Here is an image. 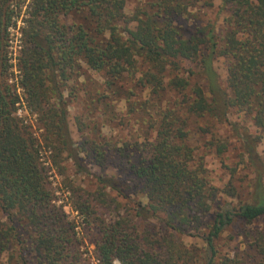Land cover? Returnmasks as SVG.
Segmentation results:
<instances>
[{
  "label": "trees",
  "instance_id": "obj_1",
  "mask_svg": "<svg viewBox=\"0 0 264 264\" xmlns=\"http://www.w3.org/2000/svg\"><path fill=\"white\" fill-rule=\"evenodd\" d=\"M201 1L213 6L146 0L127 13V0H0V255L6 254L0 264L77 262L76 224L57 204L47 169L63 175L69 158L76 172L88 174L89 165L106 166L109 152L121 173L96 176L102 191L69 186L71 208L95 229L98 264H264V230L255 225L264 217V156L257 150L264 132V0H220L218 13L226 14L219 30L210 19L190 30L179 24L180 17L197 16L193 8ZM77 12L81 21H65ZM11 28L20 40L14 87L7 78ZM220 58L225 85L215 67ZM80 61L104 73L111 93L124 77L146 90L131 102L147 117L145 135L111 146L88 133L75 145L64 91L73 93L68 82ZM16 103L27 115L15 113ZM233 109L257 130H242L240 155L251 177L243 184L231 172L217 187L188 143V127L200 118L199 132L210 134L208 121L227 122ZM28 114L35 115L37 133ZM208 144L217 155L227 150L213 137ZM124 185L144 202L132 200L131 213L105 216L106 209L118 210L104 189ZM151 219L177 235L194 230L203 246L155 232ZM237 225L241 244L222 251L223 234Z\"/></svg>",
  "mask_w": 264,
  "mask_h": 264
},
{
  "label": "rangeland",
  "instance_id": "obj_2",
  "mask_svg": "<svg viewBox=\"0 0 264 264\" xmlns=\"http://www.w3.org/2000/svg\"><path fill=\"white\" fill-rule=\"evenodd\" d=\"M146 0H127L125 11L131 12L132 9ZM213 6L207 7L203 1L197 3L193 8V12L197 14L196 17L188 15L179 18V24H184L188 30L192 29L195 24H204L208 19L215 21L217 30L223 26V17L225 12L218 13L220 9V0H211ZM21 11L20 17L23 15ZM83 14L77 12L75 14H69L65 17V21L72 23L74 21H81ZM19 17V18H20ZM21 24V19H18L17 26ZM18 28H11L8 34V57L12 66L9 67L8 82L14 84L17 79L18 70L16 68L17 54L20 48L19 32ZM183 67H189L188 62L182 63ZM215 67L220 75V81L222 85H225L226 69L225 62L222 58L215 62ZM104 73L97 72L88 68L82 61L79 62V66L72 71L70 82V90H73L72 94L68 93V89L64 91V95L67 99V112H68V126L71 133V137L75 145H79L86 134L90 133L94 136L105 137L109 140L111 146L121 145L123 141H129L131 139H140L145 135L146 124L143 118L147 117L140 111L137 105L131 104L134 100H142L146 97V90H141L134 85V82L129 77H124L117 81L115 93H111V90L107 89L106 77ZM16 92L21 94V88H16ZM104 96V97H102ZM15 113L18 116H25L27 112L20 103H16ZM80 123H78V120ZM29 122L32 126L30 129L38 132V124L35 120V115L28 114ZM77 120V123H76ZM211 125V133L201 134L198 130V126H202L205 120L195 118L189 125V139L188 143L192 147L196 158L201 157L205 168L207 169L208 176L211 182L217 187H222L231 176V172L235 173L240 182L246 181L251 174H249L248 167H246L247 157L245 160L241 159L242 152V130L249 128L253 133L257 130L251 125V120L243 112L235 109L231 110L228 115L227 122L216 123L209 120ZM78 125L82 129H78ZM260 132V131H259ZM241 133V134H240ZM262 138L257 145V150L260 155L264 156V132H261ZM150 136H152L150 132ZM211 137L216 138L219 141L227 144V150L222 155H217L214 152L213 147L208 143ZM152 138V137H151ZM46 159V155L44 156ZM47 165L48 163L45 162ZM65 173L59 175L54 169L48 168L49 180L52 187L55 189L57 204L61 205L63 210L69 219H72L76 226L75 230V248L79 259L73 264H98L97 255L95 253V229H91L88 225L83 223V217L78 214L77 211L71 208L72 195L69 191L70 185H77L90 192L95 191L97 194V188L100 184L96 181L98 175H118L120 174V163L112 155L111 152L107 154V164L105 167L100 168L98 166L89 165V172L78 173L71 159H65ZM46 165V166H47ZM127 183L130 185L133 182L127 175ZM238 179V180H239ZM237 180V181H238ZM236 181V182H237ZM242 181L244 184L245 182ZM135 187H125V185L117 191L116 189H104L107 200L111 201V207L116 206L117 210L106 209L105 216H113L116 212L121 214H128L132 212V206H134L132 200H142L144 198L138 194L135 196L133 193ZM99 191H102L101 189ZM210 216L205 219L207 220ZM5 222V215L0 212V225ZM153 224V230L159 234L169 235L172 231L163 228L156 219H151ZM257 227L264 230V217L256 222ZM243 228L237 225L230 231L225 232L220 240L221 249L224 252H231L236 246L241 244L243 236L241 235ZM189 234H174V237L181 239L186 244H196L197 246H203V242L196 236H194V230L187 231ZM5 253L0 255V261L5 260Z\"/></svg>",
  "mask_w": 264,
  "mask_h": 264
},
{
  "label": "built area",
  "instance_id": "obj_3",
  "mask_svg": "<svg viewBox=\"0 0 264 264\" xmlns=\"http://www.w3.org/2000/svg\"><path fill=\"white\" fill-rule=\"evenodd\" d=\"M112 264H122L118 259H114L113 261H112Z\"/></svg>",
  "mask_w": 264,
  "mask_h": 264
}]
</instances>
